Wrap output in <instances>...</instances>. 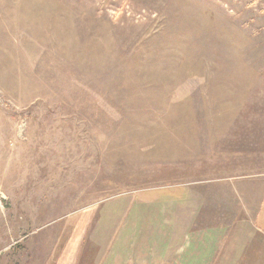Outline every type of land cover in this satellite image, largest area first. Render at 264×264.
<instances>
[{
	"label": "rangeland",
	"instance_id": "rangeland-1",
	"mask_svg": "<svg viewBox=\"0 0 264 264\" xmlns=\"http://www.w3.org/2000/svg\"><path fill=\"white\" fill-rule=\"evenodd\" d=\"M0 264H264V0H0Z\"/></svg>",
	"mask_w": 264,
	"mask_h": 264
}]
</instances>
